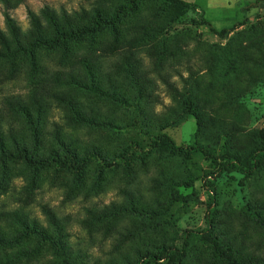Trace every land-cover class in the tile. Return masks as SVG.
I'll use <instances>...</instances> for the list:
<instances>
[{
    "label": "rangeland",
    "instance_id": "rangeland-1",
    "mask_svg": "<svg viewBox=\"0 0 264 264\" xmlns=\"http://www.w3.org/2000/svg\"><path fill=\"white\" fill-rule=\"evenodd\" d=\"M165 11L160 0H143L121 20L117 35L99 33L92 44L75 46L73 67H56L59 51H40V61L61 80L84 71L87 58L95 91L62 89L91 110L87 125L48 98L43 106V145L55 146L56 128L72 137L80 153L96 147L114 166L91 162L83 174L40 171L32 192L30 172L11 164L0 194V235L13 241L23 227L17 218H36L55 234L56 219L66 247L86 264H134L145 253L181 247L189 231L210 229L217 243L240 264H264V165L246 176L254 149L264 145V0H182ZM127 0H24L8 12L26 31L29 10L48 6L61 14L93 7L112 13ZM173 19V20H172ZM0 28L6 30L0 6ZM224 29V32H220ZM57 86L29 66L0 87L2 94ZM61 85V84H60ZM72 86V87H71ZM129 102L138 100L139 122ZM197 104L201 121L185 114L183 98ZM29 135L22 120L13 122ZM135 125V128H132ZM249 163V164H248ZM77 179V181H76ZM11 210H18L14 216ZM35 242L0 247V264H59L49 245L27 258L16 252ZM146 264H169L166 258ZM183 264H229L213 246L187 240Z\"/></svg>",
    "mask_w": 264,
    "mask_h": 264
},
{
    "label": "trees",
    "instance_id": "trees-1",
    "mask_svg": "<svg viewBox=\"0 0 264 264\" xmlns=\"http://www.w3.org/2000/svg\"><path fill=\"white\" fill-rule=\"evenodd\" d=\"M143 0H127L125 4L117 5L112 13H108L101 7H93L91 12L85 9L73 11L72 13L62 12L61 14L43 7L39 14L29 10L30 26L26 31H22L10 16L8 10L15 8L24 0H0V6L3 9L6 30L0 28V87L9 80L14 79L29 66L30 71L37 74L45 82L49 79L54 80L57 86L43 87L41 94H38L37 87L31 89L30 93L19 92L16 94L5 93L0 97V194L5 191L6 184L9 182L6 175L11 164L21 165L29 170L30 180L25 187V191L32 192L34 181L40 171L53 169L55 171H65L73 173L76 176L83 174L86 167L93 161L97 162L99 168H109L114 166L116 161L108 162L96 147H92L85 153H80L74 145L72 137H67L60 133L58 129H53V140L55 146H49L47 149L43 145V106L48 98L56 101L58 106L64 107L70 115V119L77 120L87 125H110L106 121H98L92 116L91 110H86L81 101L72 97L68 90L63 91L62 86L65 82L66 88L73 85L79 88L95 91L103 94L94 85V79L91 73L88 60L85 57L79 59L84 71H78L76 74L71 69L66 80H61L58 76L60 72L53 73L52 68L40 61V51L52 52L59 51V60L55 68L62 69L66 67V62L73 67V54L76 53L75 46L86 41L89 44L95 42L97 35L105 30H109L114 36L117 35V26L121 20L134 14ZM162 5L159 8L165 9L169 6L174 8L183 5L182 0H160ZM173 20V19H172ZM220 32H224L222 29ZM61 84V85H60ZM72 87V86H71ZM109 97L118 101L122 105L134 110L136 121L139 122L140 105L138 100L132 103L124 98L109 94ZM184 112L192 116L196 125H200L197 104L188 93L182 102ZM22 120L29 131V135L19 133L13 122ZM135 128V125H132ZM264 138V137H263ZM249 165L244 168L246 176L253 173L254 170L264 165V145L254 149L249 158ZM77 181V179H76ZM18 210H11L12 215L16 216ZM23 230L9 241L0 235V247L10 242H28L33 240L34 246L30 249H22L16 252L15 258L22 256L27 258L33 256L41 245L47 244L51 248L52 254L58 258L59 264H86L79 260L77 254L69 250L65 242L62 241L64 234L56 219L50 217L55 234L50 233L34 217L17 218ZM212 220L209 217L207 227L200 231H189L184 237L181 247H168L158 254L145 253L140 256L134 264H146L152 261H158L166 258L169 264H183L187 240L199 239L213 246L215 251L221 257H224L229 264H240L230 255V253L217 243L212 235L210 226Z\"/></svg>",
    "mask_w": 264,
    "mask_h": 264
}]
</instances>
